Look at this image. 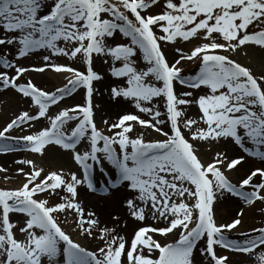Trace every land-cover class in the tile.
I'll return each instance as SVG.
<instances>
[{"label":"snow or ice","instance_id":"snow-or-ice-1","mask_svg":"<svg viewBox=\"0 0 264 264\" xmlns=\"http://www.w3.org/2000/svg\"><path fill=\"white\" fill-rule=\"evenodd\" d=\"M153 7L162 10L153 13ZM254 24L264 25V0H0V68L5 69L0 70V89L11 87L38 106L35 115L21 111L0 130V153L13 150L9 139L22 141L34 153L57 145L72 152L81 170L79 174L50 171L40 179L43 169H17L27 177L22 186L0 188V264H196L197 252L209 258L208 264H229V257L219 254L217 246L243 254L264 246V227L253 229L258 234L243 241L226 235V230L242 223L243 209L230 222L218 224L214 215V203L226 194L248 205L264 201V167L251 169L233 183L223 169L235 171L245 155L229 158L217 151L216 158L205 164L183 132L188 129L192 140L232 143L264 162V76L256 77L222 54L249 44L264 49V27L250 31ZM117 34L127 42L117 40ZM178 38L200 42L190 54L170 62L161 42L174 43ZM38 49L49 54L43 56L46 63L33 65V70L71 74L55 91L43 90L31 80L18 82L29 69L17 61ZM61 55L82 57L86 70L50 62ZM101 57L105 63L111 61V76L124 81L110 88L112 100H131L151 119L127 113L112 123L105 119L104 130L98 127L94 83L104 76L94 60ZM141 59L143 67L138 64ZM185 59L199 60L195 75H183L179 65ZM177 82L208 91L198 97L193 91L178 93ZM81 88L84 103L48 115L50 105ZM154 100H163L164 118ZM193 104L199 109L198 119L187 116L186 109ZM40 118H47L49 126L19 137L8 135ZM69 121L77 122L67 132L64 126ZM166 123L170 131H164ZM136 124L165 138L145 139L144 132L133 136ZM85 139L86 150H77ZM22 162L34 165L32 160ZM97 166L108 177L99 189L94 177ZM257 177L260 182L254 183ZM82 185L92 192L118 195L138 221L150 214L164 224L140 226L131 237L101 226L96 213L86 212L79 202ZM246 186L253 190L246 191ZM47 190H63L67 195L49 206L46 199L36 198ZM68 210L74 211L81 235L99 238L101 244L94 250L82 246L58 222L54 214ZM15 213L24 214L23 226L12 222ZM17 228L23 239L17 237ZM155 234L173 239L161 241ZM258 258L264 264V251Z\"/></svg>","mask_w":264,"mask_h":264},{"label":"rangeland","instance_id":"rangeland-1","mask_svg":"<svg viewBox=\"0 0 264 264\" xmlns=\"http://www.w3.org/2000/svg\"><path fill=\"white\" fill-rule=\"evenodd\" d=\"M162 8L153 7L152 12L156 13L158 11H161ZM260 27H264V25L254 24L250 26V31L252 30H259ZM157 34H160V30L156 29ZM116 39L122 42H127L126 37H123L122 34H117ZM202 39V38H201ZM199 40L193 39L191 42H185L183 40H180L178 38L177 42L174 43H167V42H161L163 51L166 53V57L170 62H174L176 59H178L180 56H187L190 54V50L199 43ZM61 46H63V42H61ZM180 48L182 51L177 52L176 49ZM37 50L34 51V53ZM43 53L39 55H48L44 52H47V50L42 49ZM34 53L25 57L20 58L17 63L23 66L24 64L30 66L33 68V65L36 67L42 66L44 63H46L43 60L42 57L35 58ZM222 54L229 55L230 58L235 59L237 62L241 63L242 66L248 67L252 73L256 77L264 76V49H261L259 46H255L252 44H249L247 46H241L237 51L230 52L228 50H222ZM33 55V56H32ZM105 58H96L94 60L95 68L99 70L103 76L104 79L95 82L94 87L97 89V92L94 97V115H95V121L99 128L104 130L106 126L104 125L103 121L107 119L109 123H112L118 119L120 115L132 113L136 114L138 116H141V118L145 119H151V117L148 114L141 113L134 105V103L131 100H125L123 97L120 98V102L117 103L116 101L112 100L110 96V88L113 84L117 85H123L124 81L112 77L109 73L108 69L111 66V61L109 60L108 63H105ZM52 63H61L65 65H69L72 67L77 68L78 70L85 71L86 66L84 63V60L82 57L80 58H70L67 56H53L51 61ZM138 64L143 67L145 65V62L141 60L138 61ZM182 68L183 75L185 77H190L192 75H195V73L199 70V60H182L180 65ZM5 70V69H4ZM51 70V69H49ZM47 71V69H45ZM14 73V69L10 70V75ZM54 73V72H53ZM52 82L49 83V85H38L43 90L46 91H55L56 89H53L55 84L50 85ZM178 83V82H177ZM180 88L185 89L186 91H193L194 97H198L201 94H204L208 91V89L204 88L203 86L199 90H192L187 88V86H183L180 84H177ZM177 90V89H176ZM10 89H7L4 95L7 93L10 95L12 94ZM15 91L13 90V93ZM68 97L72 98L73 105L75 104H82L84 103L85 99V90L84 89H77L76 92L72 93L71 95L63 98L66 99ZM26 98V97H24ZM153 102L158 103L162 110V117L164 118V108H163V100H154ZM102 104L106 105L108 107V116L107 118H102V115H99L98 112H100L102 108ZM16 105V104H15ZM73 105L66 104V103H57L55 105L49 106V113L48 115H55L60 110H62L65 107H71ZM17 106V105H16ZM146 106H152V105H146ZM19 107L20 104H19ZM29 111L30 114L35 115V113L38 111V106L32 104L31 100L27 104L26 108H21L19 110L16 108L15 110L12 107V113L6 112L1 113L0 112V129H2L8 122L11 121V119L15 118V116L19 115L21 111ZM187 116L189 118L198 119L200 112L198 107L193 104L191 106H188L187 109ZM76 121H69L65 124V130L67 132L71 131V128L75 126ZM21 126H17L16 128L19 129ZM26 126V124H25ZM49 126V121L47 118H40L37 121L30 122V125L19 131H15L16 128L11 130L12 136H22L27 135L32 132H36L40 130L43 127ZM202 122H201V125ZM164 128V131H170V125L165 124L162 126ZM15 131V132H14ZM193 131H195V128H193ZM140 132H144L145 139H163V137L160 133L155 132L152 129H145L139 124L135 125V132L132 133L133 136L139 134ZM183 132L190 140L191 143L194 144L195 148L197 149V155L201 159L202 162L209 163L213 159H215V153L217 151L225 152L229 158H234L235 154L239 153L241 155H245V160L249 163V167L245 169V173L249 172L251 169L255 167H264V162H262L259 158L248 156L247 154L243 153L241 149H239L238 146L228 143L227 145L225 142L221 141L219 143L217 142H206V141H200V140H192L191 133L188 131V129H183ZM8 133V134H11ZM11 137V136H10ZM0 143H3V141H0ZM7 143L13 148L12 151L7 153H0L1 156H6L4 159H1L0 166L4 169L3 171H0V188L3 189H15L20 186L26 181L27 177H25L23 174L19 173L17 169H23L24 172H31L33 170V166L36 168L43 169L42 176L40 179L43 178V176L47 175L50 171H60L63 170L65 174L69 172H78L77 165L74 162L73 154L70 150H64L60 146L57 145H51L46 146V150L43 153H34L31 150H25L24 144L22 141L9 139ZM87 140L85 139L81 144L78 145L77 150L84 151L86 150ZM58 156L63 158V161H59ZM24 160H32L34 162V165H28L23 163ZM3 161H7L5 164ZM19 161V162H18ZM245 161V162H246ZM248 163H244L248 164ZM8 165V167H7ZM241 168L243 165H239ZM109 168L111 166H108ZM226 167V166H225ZM224 170V169H223ZM225 171V170H224ZM226 175L233 181V183H238L239 179L243 177H237L235 174L236 171L232 170H226ZM95 182L97 184V188L99 186L103 185L105 181L107 180V176L103 174L99 167L97 166V169L94 173ZM260 179L255 180L254 183H259ZM246 191H252V187H246ZM97 192V191H95ZM92 191H88L86 185L78 186V193H79V202L82 203V205L85 207L86 212L88 211H94L99 217L101 226H107L112 227L115 225H119L123 229V233L126 237H131L132 231L137 226H144V225H160L163 226L164 222L155 220L152 218V216L149 214L146 217V220L141 222L136 220L135 218L130 216V212L127 209V207L123 204V201L120 199L117 204L113 203L110 206L107 205H98L94 206L91 205V203L88 202L87 197L88 193H91L92 195L97 196V194ZM59 193V194H58ZM47 195V196H46ZM67 195L63 190H57L56 192H52L51 190L45 191L43 194H37L36 198L38 199H46L49 198L47 201L49 202V206L54 205L55 203L62 202L61 197ZM85 196V197H84ZM110 199H113V196L110 194ZM224 200L230 201L233 205H222L220 202H223ZM234 201H237V203H234ZM115 202V201H114ZM250 208V205L245 204L240 198L232 196L231 194H226L224 197L218 198V200L214 203V215L217 223H224V222H230L232 219L236 218V213L243 209V215L241 217L242 223L238 225L234 230H226V235L228 236L229 240L232 241H243L246 238L253 237L257 235L258 233L253 232V229H259L260 227H264V217H262L261 223L260 221L257 222H246V214L244 212L246 209ZM58 220V222L61 224L62 227L65 228L66 231H68L73 239L77 240L82 244V246H86L91 250H94L95 247L98 244H101L99 241V238L97 237L96 240H93L91 237H85L84 235H81L77 225L75 223V220L77 217L75 216V213L73 210H68V212H57L54 214ZM118 216V221H113V217ZM125 216H128V219L123 220ZM11 219L13 223L20 222V226H23V221L25 219L24 214L15 213L11 215ZM245 219V221H243ZM249 219V218H248ZM254 227V228H253ZM236 232L237 235H233L232 233ZM16 235L18 238L23 239L24 237L19 233V229H16ZM156 238V237H155ZM165 238V236H160L159 238H156L158 240H162ZM173 238V236H172ZM178 238V237H177ZM203 246V244H201ZM217 246V252L222 255H227L228 251L223 249L221 247ZM259 251L256 255V259L251 264H260L258 254L261 251H264V246H259ZM228 257L231 255H227ZM209 258L206 256L201 255L198 256L196 259V264H208ZM229 264H236L229 258Z\"/></svg>","mask_w":264,"mask_h":264},{"label":"bare ground","instance_id":"bare-ground-1","mask_svg":"<svg viewBox=\"0 0 264 264\" xmlns=\"http://www.w3.org/2000/svg\"><path fill=\"white\" fill-rule=\"evenodd\" d=\"M34 56L37 57V54H34ZM0 70H4V69L0 68ZM53 72H55V71L54 70H51V71L48 70V71H44V72H40V71L28 72L25 75H22L20 77L19 81H20V83H26L28 80H31L35 85H41V87H43L42 85H49V83L52 82L50 85L55 84L53 89H56V88L58 89V88H61L62 86H64L67 83V80L70 78V75L66 74L64 72H57V71H56V73H53ZM184 91H186V90L183 88L177 87L178 93H181ZM5 92L6 91H4V90L3 91L0 90V112L1 113H3V111H4V113H6V112L12 113L13 112L12 107L14 110L16 108L21 110V108L27 107V104L29 103V100L27 98H24L20 94H10L9 95L7 93L6 95H4ZM57 103H66V104L70 103V105L73 104L71 97L63 99L61 102H57ZM19 104L21 107H19ZM107 111H108L107 104L106 105L102 104V108H101L100 112H98V114L102 115V118H105V117L107 118V116H108ZM27 126H28V124H26V126L25 125L21 126L19 129L16 128L15 131L23 130ZM10 131H9V133H11ZM8 135L11 137H14V136H12V133L8 134ZM5 157L6 156L0 155V161H2L1 159H4ZM58 159L61 162L63 161V158L60 156H58ZM245 161L241 163V165H243L241 168H239L240 166H238L236 168L235 174L237 175V177H241L245 173V169L247 167H249V163L247 161L246 162ZM3 162L5 164L7 163V161H3ZM244 163H248V164L244 165ZM7 167H8V165H7ZM258 179H260V178L259 177L255 178V180H258ZM255 180H254V182H255ZM107 194H109V193H107ZM111 196H113V199H110V196H107V197L98 196V197H96L93 195H89V197L87 199H88L89 203H91V205H94L97 207H98V205L99 206L100 205L110 206L113 203L117 204V202L120 201V198L118 195H111ZM234 203H237V201H234ZM220 204H222V205L230 204V205L234 206V204H232L230 201H227V200L220 202ZM244 214H246V216H247L246 217L247 223H249V220L251 223L262 220V217H264V201H261V200L254 201L250 205V208L246 209ZM126 219H128V216H125L123 220H126ZM243 221H245V219H243ZM260 223H261V221H260ZM112 227L116 228V230L119 232L120 235H124V233L122 232L123 229L121 227H119V225H115ZM156 238H158V237L156 236ZM172 239H173L172 236L169 235V236H166L162 241H171ZM258 251H259V249L256 248L255 250H253L249 254H243V253H239V252H228L227 255H231V256H229V258L233 262H235L236 264H246V263L251 264L256 259V255H257ZM198 256L199 257L201 256V254L199 252L196 253V259Z\"/></svg>","mask_w":264,"mask_h":264}]
</instances>
